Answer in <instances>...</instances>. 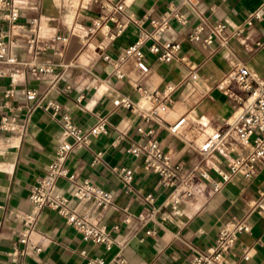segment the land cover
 <instances>
[{"label": "crops", "instance_id": "crops-1", "mask_svg": "<svg viewBox=\"0 0 264 264\" xmlns=\"http://www.w3.org/2000/svg\"><path fill=\"white\" fill-rule=\"evenodd\" d=\"M20 22L35 17L39 21V42L33 52L27 51L25 32L11 30L0 21V32H11L17 47L11 51L19 61L55 64L53 74L33 78L23 74L16 82L0 78V115H14L21 129L13 134L0 133V264H12L9 255L15 249L25 251V264H86L90 258H101L107 264H188L191 252L188 246L205 250L215 240L219 229L232 221H246L249 234L238 236L226 264L239 261L241 249H251L250 264H264V218L249 214L248 204L259 198L264 190V167L249 182L235 176L218 193L207 181L197 175H188L195 164H200L211 177L217 170L226 169L234 154L220 147L211 150L212 140L224 129L239 109L234 97H244L236 85L230 94L216 88L224 75L235 66L243 65L264 83V17L248 27L242 38L230 37L225 47L215 43L202 47L187 40L193 26L204 19L209 24L224 22L227 34L241 26L256 10L262 0H195L193 8L185 0H125V15L131 18L159 19L168 7L177 8L189 21L181 27L171 21L172 29L165 38L178 42L181 52L196 65V80L189 77L187 67L178 62L159 63L146 53L148 74H142L134 60L126 66V77L117 80L111 67L102 60L104 54L116 57L131 44L136 30L129 25L113 43L101 34L88 36L86 29L99 14H108L114 4L107 0H18ZM264 10V9H263ZM123 19L122 14H117ZM145 29L150 30L148 24ZM114 31V28L112 29ZM53 32L67 37L57 45L59 55L42 51L44 40ZM262 46L258 47L257 44ZM10 72L12 68H4ZM174 84L177 90L173 104L158 121L150 124L154 139L173 162H182L185 169L181 178L191 189L190 197L182 196L176 211H171L167 197L170 190L158 184L157 177L142 167V162L127 155L130 144L143 142L136 133L140 122L137 114L114 108L113 101L127 97L139 100L134 86L148 91ZM14 90V96L5 107L4 93ZM28 90L38 91L34 103L26 100ZM54 100L69 114L73 124L87 129L99 119L106 120L107 133L92 138L87 148L74 149L67 161L75 181H56V190L71 198L75 185L85 179L113 194L109 208L102 209L72 200L77 213L88 211L91 221L106 225L115 244L110 251L101 245L84 242L76 230L49 209L35 214L28 202L32 187L44 175L53 161L56 146L61 142L62 123L53 120L42 109L46 100ZM184 122L176 134L169 128L179 120ZM236 154L246 149L230 141ZM100 158L95 162L97 155ZM115 168L133 171L131 191L125 192ZM151 194L153 202L146 196ZM128 219V223L124 220ZM27 234V243L21 245V234ZM38 249L39 252H35Z\"/></svg>", "mask_w": 264, "mask_h": 264}, {"label": "built area", "instance_id": "built-area-1", "mask_svg": "<svg viewBox=\"0 0 264 264\" xmlns=\"http://www.w3.org/2000/svg\"><path fill=\"white\" fill-rule=\"evenodd\" d=\"M100 2L101 0H90ZM225 3L227 0H218ZM112 3L113 8L108 14H99L91 25L86 29L88 36L101 34L109 42L113 43L123 35L129 25L136 30L134 41L123 48L116 57L108 54L102 56V60L111 67V75L117 80L126 77V66L129 60H134L137 69L142 74H148L149 68L145 62V52L152 56L159 63L178 62L187 67L189 77L196 80V65L182 54L181 45L165 38L171 31V21L175 24L186 27L188 19L175 7L168 9L159 19L131 18L125 15V0H107ZM263 6L256 10L245 22L227 34L228 26L224 22L209 24L204 19L190 28L187 40L202 47H211L215 43L219 47H225L230 37L242 38L246 29L251 27L255 21L260 22L264 17ZM186 4L193 8L195 0H185ZM117 14H122L123 19H119ZM20 5L18 0H0V21L9 25L11 30L25 32V45L27 51L33 52L39 42V21L31 17L26 22H20ZM148 24L150 30L145 29ZM114 28V31L112 29ZM67 37L53 32L44 40L42 51H50L58 56L57 45L66 43ZM258 47L262 44L258 43ZM17 47V39L11 32H0V78H8L11 83L16 82L23 74H28L33 78L53 74L55 64L34 63L19 61L11 54ZM12 68L7 72L4 68ZM236 85L244 94V97H234V103L239 109L232 116L227 126L218 132L212 140L211 150L223 147L234 154L226 169L217 170L215 178L202 168L200 164L191 167L188 175H197L200 179L207 181L214 193H218L222 187L230 182L233 177L240 176L245 181H251L260 171V166L264 167V83L259 84L256 78L243 65L235 66L229 73L223 76L216 88L226 94H230V87ZM135 92L139 96L137 102H132L127 97H120L113 101L114 108H121L131 113L137 114L140 118L136 126V133L143 138V142L130 144L125 153L134 159L142 162L145 171L154 174L158 179V184L170 194L167 201L170 203L171 211H176L182 196L190 197L191 189L186 185V178H181V173L185 169L182 162H173L171 157L163 152L159 143L153 138L154 130L150 127L153 122H158L173 104V95L177 90L174 84H165L159 89L148 91L142 86H134ZM14 96V90L9 89L4 93L7 100L4 104L8 107V102ZM26 100L34 103L38 98V91L28 90L25 93ZM43 111L53 120L59 119L62 123L61 142L56 146L53 161L47 167L44 175L32 187L28 202L33 208V213L26 218L28 221L34 219L35 214L43 209H49L64 219L66 225L73 227L78 232L82 240L94 245H101L106 251H110L115 244V239L111 237V231H116L117 227L111 230L103 224L91 221L90 213L84 211L77 213L71 206L72 200L78 203H86L92 206L107 209L113 201V194L105 191L85 179L80 184L75 185L71 198L56 190L58 179L66 180L70 183L75 181V175L69 172L67 161L74 149L87 148L92 138L107 133L106 120L99 119L96 124L81 129L73 124L69 114L62 112L61 105L54 100H46ZM184 119L179 120L169 128L171 134H176ZM21 129V125L14 115H0V133L13 134ZM230 141L238 142L246 149L245 154H236L234 148L228 144ZM100 158L97 155L95 162ZM122 182V189L130 192L129 184L133 181V171L128 168L113 169ZM148 203L153 202L151 194L146 196ZM249 214H255L264 218V190L259 194V198L248 204ZM128 223V219L124 220ZM251 225L242 221H232L224 224L218 231L214 242L205 250H199L193 246H188L191 258L188 264H226V256L234 248L238 236L249 234ZM18 243H27V234H21ZM35 252H39L38 249ZM25 251L14 250L9 255L12 264H25L23 257ZM239 261L234 264H250L252 258L251 249L243 248L239 253ZM86 264H107L101 258H90ZM122 264V262H120Z\"/></svg>", "mask_w": 264, "mask_h": 264}]
</instances>
